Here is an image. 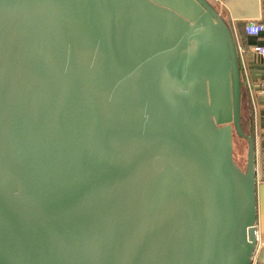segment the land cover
<instances>
[{
  "label": "water",
  "instance_id": "95a60500",
  "mask_svg": "<svg viewBox=\"0 0 264 264\" xmlns=\"http://www.w3.org/2000/svg\"><path fill=\"white\" fill-rule=\"evenodd\" d=\"M242 93L210 0H0V264H250Z\"/></svg>",
  "mask_w": 264,
  "mask_h": 264
},
{
  "label": "crops",
  "instance_id": "0c3cea01",
  "mask_svg": "<svg viewBox=\"0 0 264 264\" xmlns=\"http://www.w3.org/2000/svg\"><path fill=\"white\" fill-rule=\"evenodd\" d=\"M231 24L237 38L238 54L243 81L242 115L246 127L255 134L257 173L264 181V94L259 82L264 71V59L253 52V46L264 44V33L248 35L245 24L251 20L264 21V0H210ZM252 97L255 101L253 107ZM264 215V212L261 213ZM260 214L257 227L264 247V223Z\"/></svg>",
  "mask_w": 264,
  "mask_h": 264
},
{
  "label": "built area",
  "instance_id": "2783aa9c",
  "mask_svg": "<svg viewBox=\"0 0 264 264\" xmlns=\"http://www.w3.org/2000/svg\"><path fill=\"white\" fill-rule=\"evenodd\" d=\"M245 31L248 35H255V36L260 35L261 33H264V21H257V20L248 21L245 24ZM235 38H236V36H235ZM236 43H237V38H236ZM237 45L239 46L238 43H237ZM253 52L256 53L257 55H259L262 59H264V44L254 45L253 46ZM259 86H260V91L264 94V71H263V74L261 76ZM252 102H253V107L255 109V101H254L253 97H252ZM259 239H258V243L256 245V248H255V251L253 253L250 264H263L260 258H261V254H262L264 247H263V245Z\"/></svg>",
  "mask_w": 264,
  "mask_h": 264
},
{
  "label": "rangeland",
  "instance_id": "374dc122",
  "mask_svg": "<svg viewBox=\"0 0 264 264\" xmlns=\"http://www.w3.org/2000/svg\"><path fill=\"white\" fill-rule=\"evenodd\" d=\"M234 153L235 158L242 167L247 165V155H248V141L246 138L239 136L238 134L234 135ZM258 175V173H257ZM259 179V177H258ZM260 181V180H259ZM263 223L264 215L261 214Z\"/></svg>",
  "mask_w": 264,
  "mask_h": 264
},
{
  "label": "trees",
  "instance_id": "16d2710c",
  "mask_svg": "<svg viewBox=\"0 0 264 264\" xmlns=\"http://www.w3.org/2000/svg\"><path fill=\"white\" fill-rule=\"evenodd\" d=\"M214 5H215V3H214ZM215 7L217 8V10L219 11V8L215 5ZM242 125H243V129H244V131L246 132V133H249V130H250V128L249 127H246V125H245V123H244V121H243V118H242ZM235 134H237V133H235ZM244 168V167H243Z\"/></svg>",
  "mask_w": 264,
  "mask_h": 264
}]
</instances>
